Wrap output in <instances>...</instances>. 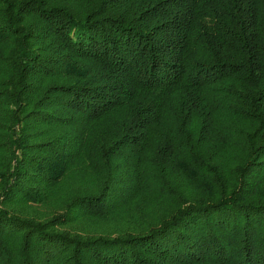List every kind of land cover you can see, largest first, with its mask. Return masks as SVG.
I'll list each match as a JSON object with an SVG mask.
<instances>
[{"label":"trees","instance_id":"1","mask_svg":"<svg viewBox=\"0 0 264 264\" xmlns=\"http://www.w3.org/2000/svg\"><path fill=\"white\" fill-rule=\"evenodd\" d=\"M0 264H264V0H0Z\"/></svg>","mask_w":264,"mask_h":264}]
</instances>
